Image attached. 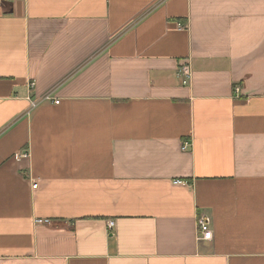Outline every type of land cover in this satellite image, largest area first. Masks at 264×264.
<instances>
[{
    "label": "crops",
    "instance_id": "obj_1",
    "mask_svg": "<svg viewBox=\"0 0 264 264\" xmlns=\"http://www.w3.org/2000/svg\"><path fill=\"white\" fill-rule=\"evenodd\" d=\"M0 264H264V0L0 2Z\"/></svg>",
    "mask_w": 264,
    "mask_h": 264
},
{
    "label": "built area",
    "instance_id": "obj_2",
    "mask_svg": "<svg viewBox=\"0 0 264 264\" xmlns=\"http://www.w3.org/2000/svg\"><path fill=\"white\" fill-rule=\"evenodd\" d=\"M3 1H7V0H0V2H3ZM182 73L185 77H189V72H188V69L187 68H182ZM35 84L34 82H29L28 83V88L30 90H32L34 88ZM238 90L236 89L235 93L237 92ZM27 101H28V109L26 110L25 114L29 115V113L34 110L35 108H37V106L40 104V103H43V102H51L54 100L52 99V97L50 95H44L42 97H39V98H36V97H28L27 98ZM190 143L189 142H182L181 143V150L182 151H186L190 148ZM28 157V154L27 152L23 151L19 154H17L15 156L16 159H26ZM173 184L175 185H181V184H184L182 181L180 180H174ZM35 223L37 224H48L49 223V220L47 219H36L35 220ZM112 228V225L111 224H108V229H111ZM197 234H198V239L199 240H210L211 237H212V232L210 230V225H209V222L207 220H200V222L198 223V227H197Z\"/></svg>",
    "mask_w": 264,
    "mask_h": 264
}]
</instances>
